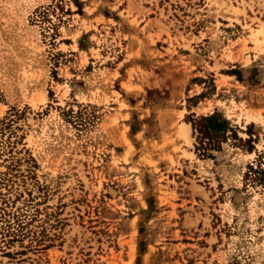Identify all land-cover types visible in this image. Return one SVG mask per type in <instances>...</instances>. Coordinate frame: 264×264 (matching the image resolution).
Listing matches in <instances>:
<instances>
[{
  "label": "rangeland",
  "instance_id": "obj_1",
  "mask_svg": "<svg viewBox=\"0 0 264 264\" xmlns=\"http://www.w3.org/2000/svg\"><path fill=\"white\" fill-rule=\"evenodd\" d=\"M13 213L0 264H264V0H0Z\"/></svg>",
  "mask_w": 264,
  "mask_h": 264
},
{
  "label": "trees",
  "instance_id": "obj_2",
  "mask_svg": "<svg viewBox=\"0 0 264 264\" xmlns=\"http://www.w3.org/2000/svg\"><path fill=\"white\" fill-rule=\"evenodd\" d=\"M193 123L194 135L196 137V150L200 152L201 155L207 157H216L217 153L224 149L226 143H232L235 147L248 144L247 150L253 148L252 140H243L238 133L230 127V121L220 112H214L208 115H199L197 117H191ZM232 131L231 133L229 131ZM244 148V147H243ZM11 216L16 219L15 227L11 221ZM22 219L17 213L5 217L0 215V240L4 236H16L19 234L22 226ZM22 232V230H21Z\"/></svg>",
  "mask_w": 264,
  "mask_h": 264
}]
</instances>
